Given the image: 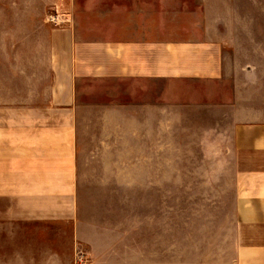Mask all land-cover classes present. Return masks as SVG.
<instances>
[{"label":"crops","instance_id":"0c3cea01","mask_svg":"<svg viewBox=\"0 0 264 264\" xmlns=\"http://www.w3.org/2000/svg\"><path fill=\"white\" fill-rule=\"evenodd\" d=\"M2 28L28 29V98H1L0 67V236L58 225L90 256L36 264H264V37L238 31L264 29V0H0ZM188 149L229 162L161 164ZM195 170L215 173L195 194L216 213L194 211L215 232L166 235L159 189ZM121 178L142 189L131 258L86 193Z\"/></svg>","mask_w":264,"mask_h":264},{"label":"rangeland","instance_id":"374dc122","mask_svg":"<svg viewBox=\"0 0 264 264\" xmlns=\"http://www.w3.org/2000/svg\"><path fill=\"white\" fill-rule=\"evenodd\" d=\"M242 34H249L257 37H264L263 28L238 29ZM0 43V67L2 74V99H18L25 98L24 92L19 91L20 80L23 79L19 75V69L28 68V29L19 28H2ZM167 151V150H165ZM191 155H167L164 154L160 158L161 164H188L195 166H204L217 163H228V157L203 155L200 150L188 149ZM166 153V152H165ZM87 163L102 164L106 162H121V164H135L137 157L135 156H97L85 157ZM101 174V173H100ZM103 174V173H102ZM185 174V173H183ZM191 177L184 179L189 181V186L184 187L183 181L180 186L169 187L161 186L157 199L159 204L156 211L160 213V223L162 233L169 235L174 233L178 237H184L186 232L192 233L193 239L200 236V227L208 233L215 232L216 219L210 218L206 220L199 212L216 213L217 209L211 202L204 201L199 194H195L197 189H207L202 187L196 179L203 181H212L214 172H206L203 170H195L187 172ZM183 179V180H184ZM191 180L193 185H191ZM97 184L112 183V187H93L86 189L87 194L95 195L97 203L92 211L101 221L108 226L113 227L115 231L124 234L127 244L123 246V252H127L131 256L136 255L137 241V223L138 212L143 204L138 203V197L142 195V189L138 188L135 179L128 178L124 180H114L112 182H104L96 180ZM196 184V185H195ZM214 197L216 194L213 195ZM173 204L177 211L170 209ZM188 211V212H186ZM202 219V220H201ZM12 236H0V262L18 261L22 263H46L49 262L53 254H57L59 261L64 262L70 257L74 258L78 263H86L90 259L85 247L73 246V239L70 236V229L53 225L49 227L33 226L32 230H28V223L18 224ZM34 233L29 235L28 233ZM194 258L199 257V250L193 248L190 253ZM184 252L177 251V259L182 258ZM215 251H209V259L214 258ZM168 252L162 251L161 258L167 259Z\"/></svg>","mask_w":264,"mask_h":264}]
</instances>
